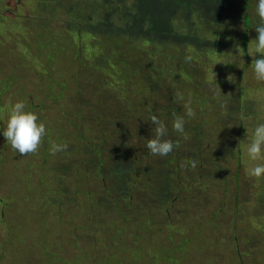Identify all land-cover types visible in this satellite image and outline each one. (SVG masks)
<instances>
[{"label":"trees","instance_id":"obj_1","mask_svg":"<svg viewBox=\"0 0 264 264\" xmlns=\"http://www.w3.org/2000/svg\"><path fill=\"white\" fill-rule=\"evenodd\" d=\"M3 2L4 0H0V6L3 5ZM39 4L41 6L37 9L35 6L37 16H26L21 24L31 34L29 38L31 43L25 46V50L33 51L35 64L38 63L43 72L38 73L37 76L43 80L45 76H48L50 82L56 83L59 89L69 93L68 102L73 98L79 99L77 103L81 108L82 117L79 119L81 127L89 122L82 119L85 114L86 119L94 118L91 112L96 106H94L91 96L97 97L101 115L104 117L108 115L111 118L114 137H111L109 142V136L105 130H102V125L107 124L104 118L103 121H94L95 124H99L94 126L98 130V134L95 135L98 138L93 135H91L92 137L88 136L89 133H83V129L87 125H84L82 130L76 126V129L80 128L78 138H74V135L71 134L68 136V141L72 138L77 144H71L69 150L59 152L55 157L49 156L50 152L40 155L41 145L51 144L50 142L46 143L45 139L42 140L38 150L29 153L28 156L44 158L43 165H36L38 168H35L31 165H23L18 161L15 168L24 172L27 168L28 171H35L38 174L33 186L29 189L30 191L32 189L35 196H44L46 193L45 181L42 178L45 167H50V174L75 170L76 179L79 182L77 191L86 190L84 186L87 181L78 177L81 171H84L94 179L93 188L95 191L99 190L98 199L102 202L101 207L102 205L110 207L111 204L116 208L123 205L132 206L133 199L139 195L145 200L143 203L145 207L150 206L151 202L155 203V209L162 215L159 216V219L169 222L168 220L171 218L168 211L177 203L184 207L181 217L185 219V224L182 225L185 230L190 229L189 216L195 210L194 213L197 214L198 211L203 214V210L208 212L207 209L196 207L187 216V206L193 205L197 199L211 200L215 188L207 185L206 181L222 178L219 180V186L229 189L231 185L235 184L234 189L238 192L244 191L247 201L250 198L254 199V196L257 195L258 199L254 204V209L258 212L257 217H264V179L255 178L257 183L252 190L248 180L249 176L245 180L246 177L240 175L245 173H239L240 170L246 172L251 165L243 153V141L247 138V129L250 134L253 126L249 123L246 125L245 122L244 110L247 108L245 94L232 95L235 91L242 90L240 80L244 75L234 68L229 58L231 51L225 41L220 39L227 30L242 28L241 33L244 38L240 39L242 42L241 56L250 60V56L247 54L248 45L257 38V33L252 29L254 11H251V8L253 10L255 7V1L41 0ZM44 10L46 13L42 12ZM2 11L5 12L4 9ZM48 14L52 15L53 19ZM59 17H61V21L65 18L64 28L61 27V24L60 26L56 24L55 19ZM2 25L0 22V27ZM217 35L219 36L217 37ZM215 36L216 40L212 41ZM83 43L92 44V52H83ZM220 46L222 47L220 48ZM186 48L192 50L191 56L186 55ZM1 50L4 51L3 48H0ZM128 50H130L129 53L133 52L136 56L131 66L125 62L126 57L129 56L125 55ZM69 51L79 53L77 64L63 60ZM150 53L153 54L151 57ZM88 54L93 57V60L89 61L92 65L86 61ZM168 55L172 56V63H166L164 56ZM42 59H45V62ZM221 63L230 64L221 65ZM95 65L97 69L91 68ZM21 66L22 61L13 62L10 69H20ZM167 66L170 67V74L165 73L168 71V69L164 70ZM195 66L197 72L194 71ZM2 68L4 67L0 66V69ZM227 69L231 70L228 76L231 77V80L228 79V82H225L227 90L224 86L213 85L214 83L195 81L198 73L200 74L203 70L222 73ZM186 73L190 74L187 79L183 78ZM60 75L65 77L62 78ZM152 75H157V78L148 77ZM8 77L7 81L0 79V112L6 116L9 115L11 106L16 101H20V99L22 101L21 91L17 89L15 102L9 101L8 109L3 108L7 104L6 100L4 101V96L14 80V76L9 75ZM229 81H233L236 88L229 86ZM191 82L197 89H193L195 94L190 91L188 83ZM253 82H256L254 78ZM203 87L206 89L203 90ZM141 88H147L148 93ZM216 91L220 93L221 101H216ZM180 96L183 97V103L178 102ZM72 103L75 104L76 101H72ZM207 103H212L213 106L211 131L204 120ZM188 107L196 113V119L188 122L187 134L190 143L172 132L174 118L186 119L185 109ZM29 108L32 110L33 106L30 105ZM153 115L163 120L169 129L168 136L163 139L181 145L175 156L167 161L152 155L146 147L148 140L154 135L152 131L154 125L151 122ZM107 120L109 119L107 118ZM221 122L225 124L229 136H221ZM234 122L247 126L245 137H241L242 133L236 127H227ZM6 123L7 120L0 131L4 129ZM1 136L0 142L7 144ZM98 143H101V148L90 151L95 148L92 145ZM106 146L112 149L108 151V148L105 149ZM96 147L99 148L97 145ZM66 153L71 156L75 155L74 165L72 162L66 167L63 164L60 165V161H63ZM90 155H92L91 160L87 161L86 156ZM53 159H57L58 163L52 164ZM192 160L196 161L195 168L188 163ZM184 168L187 170L184 171ZM194 176L200 177L198 182L202 185L197 189V192L188 190L189 180ZM178 182L182 183L175 187L174 185ZM52 191L51 188L43 199H51ZM61 191L65 193L63 190ZM24 195L23 201H25L27 193ZM76 195L91 196L84 191L77 192ZM238 195L240 196V192ZM185 198L188 199V203L184 201ZM34 199L36 198L34 197ZM40 200L42 198L39 197ZM51 201L52 206L38 204L37 199L36 204L30 205L34 206L35 210L38 207L47 206L52 213L54 207H57L59 211L63 210V204L60 201L57 200V204L54 199ZM68 201L78 205L77 199L70 198ZM231 202L233 206H238L241 203L238 200ZM81 206L83 211H88L90 208L88 204H81ZM143 213L137 211L127 221L141 219L146 215L150 222L147 232L150 233L157 222L151 218L150 214ZM122 215L126 216V212H123ZM34 221L35 218H33L32 250L29 253L37 249L41 253L39 258L35 257L34 263L38 264L41 261L39 264H59L63 258L59 250L63 249L62 245L67 241V235L62 231V228L51 227L50 219L48 226H43L41 223L34 224ZM112 221H114L113 218L110 219L111 223ZM54 222H61V220L57 217ZM108 222L107 218L106 237L113 238L112 235L118 232V227L114 223L108 225L110 224ZM5 223L9 230L5 242H15L28 233H22L18 229H13L12 226L10 228L11 221L9 223L5 221ZM213 227L219 232L223 229L218 220H215ZM45 228L48 231L44 234ZM58 241L61 245L58 244ZM99 242L107 245L104 239L97 240L95 244H99ZM249 242L250 240L247 239L248 246ZM91 244L88 243L83 247H77L76 244L73 246L77 251L81 252L86 249L88 253L87 247ZM181 246L183 248L176 250V255L172 259L166 256L164 261L169 264H179L183 257H187L184 245ZM144 248L147 247L139 248V254L133 257V264L137 257L145 258ZM127 250H129V246ZM128 252L132 253L131 250ZM158 252L161 254L163 248L159 247ZM92 253L90 252L86 256V260L89 258L87 261H91V264H110L112 259L113 264H129L126 262L125 256L114 259L110 258L107 252L104 256ZM0 264H3L1 260Z\"/></svg>","mask_w":264,"mask_h":264},{"label":"rangeland","instance_id":"obj_2","mask_svg":"<svg viewBox=\"0 0 264 264\" xmlns=\"http://www.w3.org/2000/svg\"><path fill=\"white\" fill-rule=\"evenodd\" d=\"M41 0H4L3 5L0 6V22L2 26L0 27V48L4 51H0V66L4 67L0 69V79L3 81L8 80V76H14L13 82L9 85V89L4 96V101L6 100V105L3 108L8 109L10 106L9 101L15 102L17 97V89H20L22 101L26 105V110L32 111L38 115L39 119L43 121L46 125V130L48 135L43 138L46 143H65L67 144V150L71 144H77L71 138L68 141V136L73 134L74 138H78L84 125H87L83 129V133H89L88 136H95L98 134V130L94 127V121H103L105 118L107 124L102 125V130L106 131L107 136H109V142L111 137H114L111 118L106 115L105 117L101 115V110L99 109L98 98L91 96L94 106H96L91 114L94 118L86 119V114L83 116V120H88L89 122L81 127L80 118L81 108L77 101L78 98H73L70 102L67 92H64L61 88L57 87L56 83L50 82L48 76L45 79H40L37 75L38 73H43L38 63L35 64V58L33 57L32 50H25V46L31 43L30 32L27 28H23L21 25L23 23V18L26 16H37L35 11ZM255 0H253L254 2ZM4 9L5 12L2 10ZM251 11H254V9ZM46 13L45 10L42 11ZM50 15V14H48ZM254 15V14H253ZM51 19H53L52 15ZM57 26L64 28L65 18L61 21V17L55 19ZM242 28H232V30H227L224 34L223 39L228 45L231 54L229 58L231 63L236 64L235 69L244 70L246 79H253V73L251 71V66L247 65L250 60L246 59L242 53V42L243 39ZM219 35H217L218 37ZM216 36L212 39L215 41ZM231 38V39H229ZM236 45H239L240 52L237 51ZM222 46H220L221 48ZM131 50V49H130ZM127 51V56L125 62L131 66L136 58L133 52L129 53ZM92 52V44L83 43V52ZM186 55L191 56L192 50L190 48L185 49ZM153 54L150 53V57ZM84 56H86L84 54ZM79 58V53L75 51H69L64 61L77 64L76 61ZM93 57L89 54L87 55V63L92 65L89 61H92ZM125 58V57H123ZM166 63H172L173 58L171 55L167 57L164 56ZM22 61V66L20 69H10L13 62ZM45 62V59H42ZM252 60L251 63H253ZM94 65V64H93ZM240 69H238V67ZM244 66V68H243ZM97 69L96 65L91 67ZM169 66L165 67L164 70L166 74L169 73ZM242 69V70H241ZM197 67H194V71ZM197 72V71H196ZM9 73V74H8ZM95 74V73H94ZM230 73L227 74V77ZM62 78L65 76L60 75ZM190 74L186 73L183 78H189ZM148 77L157 78V75H152ZM196 77V76H195ZM202 80V75L198 73L195 81ZM207 82H213L214 79L206 78ZM190 91L195 94L193 89L196 87L191 83H188ZM255 84V85H254ZM229 86L236 88L233 81H229ZM254 85V86H253ZM141 90L148 93L147 88H141ZM197 90V89H196ZM245 94L247 101V108L244 110L245 122L250 125H254L259 120H264V82H253L251 84H246L244 90H237L232 95H242ZM150 94V93H149ZM216 101H221L218 91L215 92ZM19 98V97H18ZM26 99V100H25ZM82 100V99H81ZM205 101V99H203ZM21 101V99H20ZM72 101H76L75 104ZM17 102V101H16ZM206 102V101H205ZM81 103V102H80ZM33 106L30 110L29 106ZM5 111V109H3ZM109 120H107V118ZM8 119L2 112H0V128ZM204 120L207 123L209 130H212L213 122V111L206 110L204 113ZM253 121V122H250ZM76 126L80 128L76 129ZM223 133H226V126L223 122L220 123ZM249 130V129H248ZM100 134V131H99ZM6 140L3 136H1ZM98 138V136H95ZM114 142V141H113ZM190 143V139L187 140ZM51 145V144H50ZM50 145H41L40 155H45L49 153ZM96 145L99 147L97 148ZM77 146V145H76ZM95 148L100 149L101 143L93 144ZM110 151L112 148L106 146ZM81 147L79 148V151ZM28 154H19L17 151L13 150L10 144L0 142V260L3 264H35V257H40V251L37 249L33 252L31 248V240L33 239V218H35L34 224L41 223L43 226L49 224V219L51 222V227L62 228V231L67 235V241L60 249L59 252L62 254L63 258L59 264H91L89 258L86 260L88 253L99 254L104 256L105 252L108 253L110 258L120 259L122 256L126 257V262L133 264L134 256L138 255L139 248L147 247L145 249V258H138L134 264H169L164 261L166 256L173 258L176 250L183 248L184 245L185 254L187 257H183L179 264H264V217H257V210L254 209V204L257 202V195L254 199L250 198L247 201L244 191H238L234 189V185H231L229 189L223 186H219L220 179H208L207 185L215 188V193L211 200L201 201L199 199L195 200L193 205L189 204L188 210L186 212L187 216L192 213V210L196 207H202L207 209L208 212L203 210L197 213H192L189 216L190 229H183L182 225L185 224V219L181 216V211L184 207L178 205L177 203L170 208L168 215L171 220L163 221L159 219L162 216L159 211L155 209V203L151 202L150 206L145 207L143 205L144 199L135 196L132 201V206H120L116 208L114 205L110 207H105L101 205L102 202L99 201L98 191H95L94 179L91 178L86 172L81 171L78 177L83 178L87 181L85 187L86 190H78L79 182L76 179L75 170L61 171L57 174H50V167H45V172L42 175L45 181V195L50 192L52 188L53 191L50 193L51 199L60 201L63 204V210L59 211L57 207H54L52 213L51 209L47 206L35 207L30 204H36V199L38 204H48L52 206L51 199L44 200L45 197L42 196V200L39 201V197L34 195L29 190L36 176L38 175L35 171H28L25 168L24 171L16 170L18 161L23 165H31L38 168L36 165H43L44 158L35 157L32 158ZM57 155V153L55 154ZM55 155H52L55 157ZM51 156V154L49 155ZM75 155L66 153L63 161H60V165L63 164L64 167L68 166L69 163H75ZM92 155L86 156V160L90 161ZM80 159V158H79ZM52 164H57L58 160L53 159ZM251 165H249L250 167ZM243 177L247 180V170L243 171ZM200 177L194 176L190 179L188 183V190L192 192H197V189L202 185L199 184ZM251 183V189L255 188L257 183L255 178H248ZM182 182H178L174 186L177 187L181 185ZM92 187V188H91ZM81 189V188H80ZM63 190L65 193H62ZM236 190V191H235ZM84 191L91 194V204L86 202L88 198L76 195L77 192ZM235 191V192H234ZM27 193L25 201L22 198ZM187 193V192H186ZM185 193V196H186ZM98 195V196H97ZM34 197L36 199H34ZM70 198L77 199L78 205L70 203L68 200ZM57 199V200H56ZM239 201L241 203L238 206H233L231 201ZM188 203V199L184 200ZM245 201V202H244ZM80 203V204H79ZM81 204H90L88 211H83ZM216 204V205H215ZM186 207V208H187ZM106 209V210H103ZM118 210V211H117ZM139 211L141 214L143 212L150 214L151 218L157 222L155 228L152 229L150 233L147 232L150 222L146 215L142 216L141 219H131V216ZM126 212V216L122 215ZM58 214V216H57ZM189 214V215H188ZM264 215V214H263ZM109 216V217H108ZM60 218L61 222H54V219ZM110 224L118 227V232L113 234L112 237H106L107 231V218ZM114 219L112 223L110 219ZM217 218V219H216ZM215 220H218L222 226L221 232L214 229ZM5 221L9 223L11 221L10 228L18 229L22 233L28 232L26 236L15 242H5L8 235L7 226ZM189 226V225H188ZM36 229V228H35ZM37 230V229H36ZM48 231L47 228L44 229V234ZM191 232V233H190ZM38 235L39 232L37 231ZM189 233V234H186ZM44 236V235H43ZM42 236V237H43ZM103 240L107 243L104 244L99 242L95 244L97 240ZM250 240L249 246L246 241ZM241 240H244L245 245H242ZM69 241V242H68ZM239 241V243L237 242ZM94 242V243H93ZM92 243L88 246L89 252L83 249L81 252L75 249L74 244L77 247H83L84 245ZM58 244L61 245L60 241ZM132 253L128 252L127 247ZM139 247V248H137ZM162 247L163 252L160 254L158 248ZM165 249V250H164ZM105 251V252H104ZM127 251V252H126ZM128 254V255H127ZM179 256V255H178ZM41 262V261H40ZM39 262V263H40ZM95 262V261H94ZM38 263V264H39ZM113 264V259L110 261Z\"/></svg>","mask_w":264,"mask_h":264},{"label":"clouds","instance_id":"obj_3","mask_svg":"<svg viewBox=\"0 0 264 264\" xmlns=\"http://www.w3.org/2000/svg\"><path fill=\"white\" fill-rule=\"evenodd\" d=\"M252 29L257 33V38L248 45L247 54L250 56V63L247 65L251 66L253 78L257 82H264V0H255L254 23ZM221 37H224V35ZM236 48L237 51L240 52L239 45H236ZM252 60H254L253 63H251ZM223 64L227 65L230 63ZM223 64L221 63V65ZM235 65L236 64H233L234 68ZM237 67L240 69L239 66ZM230 72L231 70L229 69L222 73L213 70H203L204 82H207L205 80L206 78L214 79L213 82L207 83L224 86L227 90L225 82H228V79L231 80V77H227V74ZM242 75H244V77L240 80V87L244 90L245 85L251 84L252 80L246 79L244 70H242ZM178 102H184L182 96L179 97ZM185 112L186 119L180 117L174 118L172 132L177 137L187 141L188 122L196 119V113L190 107L186 108ZM151 122L154 125L152 129L154 135L153 138L148 140L146 147L152 155L159 156L167 161L169 158L175 156L181 145L163 139L169 134V129L163 120L153 115L151 116ZM232 126L240 130L242 133L241 137H245L246 125L234 122V124L228 125L227 127L231 128ZM0 135L6 139V142L10 144L13 150L17 151L19 154H28L38 150L43 138L48 135V132L45 123L39 119L38 115L32 111L26 110V105L23 101H17L11 106L6 126L0 131ZM67 147L65 143L52 142L49 152L51 155H55L56 153L65 151ZM243 153L247 160L251 162V166L247 168V174L258 180L264 179V120L257 121L252 126L250 134L247 129V138L243 141ZM188 163L191 167H196L195 160L189 161ZM183 170L186 171L187 168Z\"/></svg>","mask_w":264,"mask_h":264},{"label":"flooded vegetation","instance_id":"obj_4","mask_svg":"<svg viewBox=\"0 0 264 264\" xmlns=\"http://www.w3.org/2000/svg\"><path fill=\"white\" fill-rule=\"evenodd\" d=\"M223 40V39H222ZM224 41V40H223ZM200 74L202 75V82H204V76H203V71H201L200 72ZM203 90H205L206 89V87H203L202 88ZM207 110H211V111H213V106H212V103H207V108H206ZM230 134L229 133H223V132H221V136L223 137V136H229ZM190 139V138H189ZM239 173H243V170H240L239 171ZM240 175H243V174H240ZM39 197L41 198L42 196H40L39 195ZM84 197H86V198H88L87 200H86V202L85 203H87V202H89L90 204H91V198H92V196H84ZM90 204H88V206H91ZM238 243H239V241H237ZM241 242H242V245H245V242H244V240H241Z\"/></svg>","mask_w":264,"mask_h":264}]
</instances>
